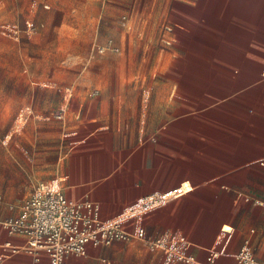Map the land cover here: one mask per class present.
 Segmentation results:
<instances>
[{"label":"crops","instance_id":"1","mask_svg":"<svg viewBox=\"0 0 264 264\" xmlns=\"http://www.w3.org/2000/svg\"><path fill=\"white\" fill-rule=\"evenodd\" d=\"M186 1L167 39L177 43L167 49L165 94L141 112L137 143L118 154L115 169L101 178L95 161L80 184L65 185L69 175L57 177L68 197L99 203L105 220L174 191L177 196L124 227H144L155 238L179 236L189 242L195 264H207L211 253H217L216 264H236L246 240L264 261V0ZM96 129L90 136L101 128ZM19 213L20 207L16 213L0 210V252H12L6 242L24 244L3 226ZM118 242L90 245L86 255L70 261L113 264L111 253L117 259L127 253L135 255L136 264H193L139 240L125 241L115 251ZM6 258L1 264H34L23 251Z\"/></svg>","mask_w":264,"mask_h":264},{"label":"rangeland","instance_id":"2","mask_svg":"<svg viewBox=\"0 0 264 264\" xmlns=\"http://www.w3.org/2000/svg\"><path fill=\"white\" fill-rule=\"evenodd\" d=\"M186 2L0 0V210L16 213L42 180L80 184L91 161L97 178L115 169L138 141L141 112L165 94L167 49L177 43H166L168 27ZM108 39L120 51L96 50ZM24 106L34 114L18 130ZM109 257L136 264L133 254Z\"/></svg>","mask_w":264,"mask_h":264},{"label":"built area","instance_id":"3","mask_svg":"<svg viewBox=\"0 0 264 264\" xmlns=\"http://www.w3.org/2000/svg\"><path fill=\"white\" fill-rule=\"evenodd\" d=\"M16 29L17 26H14L13 30ZM168 29L171 31V26ZM166 43L171 41L167 40ZM94 47L100 53L120 51L112 39H108L105 44H95ZM94 93H98V90ZM33 114L31 106H24L17 115L15 128H24ZM177 195L174 191L156 194L134 206L131 211L133 214L105 220L101 217L99 203L89 198L68 197L60 177L42 180L21 204L18 216L3 223L7 233L22 238L24 244L13 246L6 242L5 247L12 249L13 253L23 251L29 254L34 264H72L70 258L86 255L90 245L101 247L120 240H139L151 249L163 251L169 257L195 264L196 258L188 253L189 242L179 236L155 238L144 227L136 230L124 227L126 221L144 214L149 207L165 203ZM11 253L0 252V260ZM211 254L207 264H216L217 253ZM236 258V264H264V261L256 258L249 240H246Z\"/></svg>","mask_w":264,"mask_h":264},{"label":"bare ground","instance_id":"4","mask_svg":"<svg viewBox=\"0 0 264 264\" xmlns=\"http://www.w3.org/2000/svg\"><path fill=\"white\" fill-rule=\"evenodd\" d=\"M131 214H133V212ZM226 229H228V226L226 227Z\"/></svg>","mask_w":264,"mask_h":264}]
</instances>
